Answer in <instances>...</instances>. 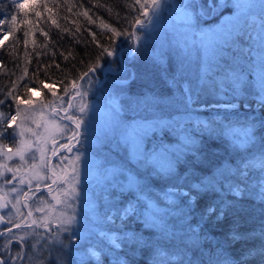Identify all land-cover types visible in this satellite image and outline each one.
I'll use <instances>...</instances> for the list:
<instances>
[{
	"label": "trees",
	"instance_id": "obj_1",
	"mask_svg": "<svg viewBox=\"0 0 264 264\" xmlns=\"http://www.w3.org/2000/svg\"><path fill=\"white\" fill-rule=\"evenodd\" d=\"M131 3L133 0H32L27 7L17 9V0H0V33L3 34L0 39V101H4L0 113L4 118L10 119L16 109V102L7 96L9 91L20 100L29 101L37 95L50 105L61 106L72 95L73 103L79 97L70 87L65 93V86H70L72 80L94 63L98 65L97 70L84 80H77L82 85L81 91L88 93L84 99L95 98L105 88L110 92V88L115 91L118 88L117 95L126 92L135 96L131 105L136 106L143 103L142 100L155 99L156 102L158 97L171 96L178 91L189 74L186 67H178L182 59L177 57V49L171 42L175 39L166 38L169 44L160 53L154 42L143 47L141 41L135 45L129 36L111 38V27L133 31L128 21L138 13L136 8L129 7ZM85 11L95 23L88 22V17L83 15ZM12 16H16L15 21ZM102 23L110 27L104 28ZM139 32L137 25L136 36ZM101 46L114 54L101 56ZM122 47L117 55V49ZM126 48L133 50L127 52ZM45 85L51 86L52 92ZM207 100L210 99L206 98L204 104ZM197 101L192 100V103L197 105ZM257 105L255 116L264 118V102ZM240 108L227 111L201 106L193 110L210 121L213 115L223 121L228 120L227 115L241 116V119L236 118L237 122L250 110ZM71 111L74 108L69 109V113ZM120 114L122 121L127 119ZM259 122L261 125L253 130L254 140L241 149L223 136L196 130L193 143L172 156L170 179L144 175L145 183L151 186L152 201L173 207L168 210V224H178L175 229L166 230L164 226H152L139 219L117 226L104 225L119 233V247L102 243L98 246L101 259L86 256L75 263L68 258V264H264V186L257 179L259 175L251 174L260 166L259 158L264 155L261 139L264 131L260 129L264 122ZM6 126L3 119L0 132ZM9 132L10 128L5 135L9 136ZM151 134L155 138L160 131L157 135L156 131ZM61 152L53 157L52 163ZM249 163L255 166L245 167ZM163 185L183 187L192 199L188 201L184 193L176 192L164 196L159 191ZM194 185L201 190L197 192ZM229 185H238L243 195L234 200L228 194ZM210 203L224 208L225 215L219 221L215 217L202 219L204 208ZM233 232L240 234L238 240L231 238ZM52 233L58 232L53 230L47 236L42 228L33 225V231L26 234L23 243L7 237L3 258L8 259L9 264H50L53 257L67 260V252L61 245L66 241L64 236L59 234L60 243ZM17 254L19 258L11 259Z\"/></svg>",
	"mask_w": 264,
	"mask_h": 264
},
{
	"label": "rangeland",
	"instance_id": "obj_2",
	"mask_svg": "<svg viewBox=\"0 0 264 264\" xmlns=\"http://www.w3.org/2000/svg\"><path fill=\"white\" fill-rule=\"evenodd\" d=\"M31 1L17 0V3H23L24 7H27ZM213 2L217 7L215 11L209 13L207 0H166L167 7L161 9L158 23L154 18L153 24L144 28L139 26L138 37L143 47L154 42L155 48H160L161 53L169 44L166 38L176 40L171 42L177 49L175 50L177 57L182 59L178 67L182 69L186 67L189 74L178 91H174L171 96H160L156 102L155 99L146 102L142 100L143 103L136 106L131 105L135 96L126 92L117 95L118 88L117 91L110 88L112 92L105 88L102 94L95 98L84 99L89 109L86 114H81L84 123L79 129V137L72 142V151L64 149L55 162L50 164L57 174L66 173L70 181L68 184L60 181L57 185H52L54 190H67L70 193L73 166L80 174V182L77 185L79 194L68 195L64 198V204H57L49 214V228L58 232L59 242V234L66 240L63 244L60 242L67 252L65 256L67 260H59L61 264H68V258L75 263L86 256L101 259L98 246L102 243L115 247L119 243V233L112 227L104 225L117 226L139 219L152 226H164L166 230L175 229L178 224L172 226L168 224V210L171 211L173 207L152 201L151 186L145 183L147 180L144 175L154 174L162 179H170L172 156L193 143L196 130L223 136L241 149L238 142L242 139L243 131L250 126L254 130L261 125L259 121L264 122V118L255 116L257 103L264 102V92L261 91V74L264 72V0H213ZM191 3L204 5V14L200 15V7L195 9L188 7ZM185 12L192 15L191 29L184 22ZM202 33L206 34L203 38ZM2 37L3 34L0 33V39ZM133 41L135 45L138 42L134 38ZM123 48H118L116 54L118 55ZM126 50L131 52L133 49ZM97 84L99 86V83ZM32 93L36 91L32 90ZM144 97L146 99L148 96ZM206 98L210 100L204 104ZM215 99H219L220 102H216ZM192 100H198L197 105H194ZM21 101L22 109L25 107L34 109L31 119L36 121L35 124L27 122L23 127L38 132L44 130L37 125L49 120H58L56 112L63 116L61 108L67 107V103L64 106L50 105L37 95L29 101L23 99ZM78 103L79 98L74 100L73 105ZM201 106L210 110L215 108L227 111H238L242 106L250 110L247 111V116H243V120L237 122L236 118L241 119V116L232 114L227 115L226 121L218 120L219 118L214 115L210 121L204 114L193 110L194 107ZM52 109H56V112ZM120 113L127 119L122 121ZM71 114H77L75 109ZM13 115H16V109L10 114ZM9 120L6 116L4 124L7 125ZM19 123L20 117H17V120L12 122L9 136L4 135L3 139L0 138V145L4 146L3 151L10 150L9 156L0 154V172L3 173L0 175V195L7 203L4 214L9 221L21 223L20 228H23H14L12 233L8 232V237L13 239L25 238L27 233L33 231L32 225L26 226L28 228L23 225L25 215L21 203L25 205V201L22 202L21 192L25 186H29L27 181L31 179V185L49 181L44 179L45 173L40 169V153L35 147L38 142L31 133L26 132L24 137L34 145L32 150L25 154L27 163L22 165L19 156L11 155L16 152L20 140L19 136L13 138V130ZM59 123L74 127L66 120H59ZM145 126H153L154 130L145 131ZM260 129L264 131V128ZM153 131H156V135L160 131V135L154 138L155 135L151 134ZM69 135L70 131L56 135L55 147L59 148L60 144L68 143ZM105 141L106 145L103 144ZM42 146L45 149V158L49 161L53 148L52 141L49 139L48 143ZM33 154L36 156L35 169L30 168L33 164L31 159ZM76 156L80 157L78 162L75 160ZM7 168L13 171L8 172ZM35 172L40 173L39 179L35 178ZM13 174L16 179L10 184L5 183L6 180L12 179ZM251 174L259 175L257 179L260 185L264 186V168L259 166L251 171ZM21 180L24 183H20ZM13 188L17 191H11ZM44 190L47 196H41L34 204L31 202L29 207V211L36 213L33 220H37V225L40 223L39 218L45 215L35 211L41 206L40 201H46L47 206L55 203L48 190ZM159 191L164 196L166 193L171 194L170 192L187 193L180 186L163 185V189ZM17 198L21 201L19 204L16 203ZM186 199L188 201L192 199L190 194ZM13 204H16V208H19L23 215H17ZM61 213L76 216V222L70 228L77 232L78 240H70L71 233L60 230L54 218L59 217ZM162 248L159 250L163 251ZM7 250L8 248L5 252ZM10 254L12 255V252ZM105 257L109 262V256Z\"/></svg>",
	"mask_w": 264,
	"mask_h": 264
},
{
	"label": "snow or ice",
	"instance_id": "obj_3",
	"mask_svg": "<svg viewBox=\"0 0 264 264\" xmlns=\"http://www.w3.org/2000/svg\"><path fill=\"white\" fill-rule=\"evenodd\" d=\"M101 6H103V5H101ZM206 6H207L209 13L215 11V8L217 7V5L213 2V0H207ZM15 7L17 9H22L24 7V5H23V3H17L15 5ZM129 7L136 8L137 13H138L135 17H133L131 20L128 21V23L131 25L133 31L129 32L128 30H118L115 27H111L110 30L112 32V37H111L112 39L119 37V36H129L130 38H134L135 40H139V37L136 36V34H135L136 26L139 25L141 28L147 27L148 25L153 24L154 18H155V21L158 23L160 16H161V9L163 7H167V4H166V0H133V3H131L129 5ZM188 7H191L193 9L200 7V9H201L200 15L204 14V12H203V9L205 7L204 5L198 6L195 3H191L188 5ZM36 15L39 16L40 13H36ZM83 15L88 17L89 23H95V21H93L92 18L90 16H88V13L86 11L83 13ZM183 19H184L185 24L188 26V28L191 29L193 27L192 15L189 14L188 12H185V13H183ZM12 20L15 21L16 16H12ZM53 23H55V21H53ZM102 27L109 28L110 26L102 23ZM193 34L195 35V33H193ZM24 35H25V37H27L28 33L25 32ZM44 35L46 36L47 33H44ZM204 35H206V34H204V33L201 34L202 38ZM93 38H95V34H93ZM25 43H27L26 39H25ZM101 47H102L101 56H104V55L112 56L114 54L113 51H110L108 48H104L103 46H101ZM98 59H99V57H98ZM97 66L98 65L96 63L92 64L86 72H83L82 74H80L77 77V79L72 80L70 86H65V88H64L65 93H68L69 87H70L72 92L74 93V95L76 97H79V103L77 105H73L72 100L69 99L67 101V107L61 108V111L64 112L63 116H59V113L56 112V109H52L53 112H56V115L59 119L58 120H49V121L44 122L43 124L37 125L38 128L39 127L43 128V130H44L43 132L33 131L31 128H24L23 127V125L27 122H31L33 124L36 123L35 120L31 119L32 113L34 112V109H30L28 107H25L22 109L20 107L22 101L20 100L19 96H13L11 91H9L7 93V96L11 97L16 102V115L11 116L10 120L8 121L7 126L4 128V130L2 132H0V138H2L7 133L8 128L12 127V122L16 121L17 117H20V123L17 124L16 129L13 130V138H15L16 136H19L20 140L17 143L16 152L11 153V155L19 156L22 165L26 164L27 160L25 158V154L27 152L31 151L32 148L34 147V145L32 143L28 142L27 140H25L24 137H25L26 132L31 133V135L33 137H35L36 141L38 142L35 145V147H36V150L40 153V161H41L40 169H41V171H43L45 173L44 179L51 181V184L45 183L43 186L48 190V193L51 195L52 201H55L54 204L47 206V202L41 200L40 201L41 206L37 207L35 209V211L45 213V215H43L39 218L40 223L38 225H37V220H32L31 225H37L38 227H44V228L48 229L49 228V222H48L49 221V214L51 213L52 210L55 209L56 205L57 204H64V202H65L64 198L70 194L71 195H78L79 194V189L77 188V185L80 182V174H79V171L75 168V166H73V176L70 178L71 183H72L71 192L69 193L67 190L60 191V190H54L53 189L52 185H57L58 182H60V181H63L64 184H68L70 181H69V178H67L66 173H64L63 175L57 174V172L54 170V168L49 166L47 159L45 158V149L43 148L42 145L47 144L48 140L50 139L52 141V144H53L52 155H56L57 152L59 151V148H63L69 152L72 151V147H71L72 142L77 140V138L79 137V135H80L79 129H80L81 125L84 123L81 114H86L88 109H89L88 103L84 100V97H86L88 95V93L86 91H81L82 85L77 83V80H84L85 78H87L90 73H93L97 70ZM57 67H59V65H57ZM24 71L26 74L27 69H25ZM21 79H23V77H21ZM45 87H48V90L50 92H52L51 86L45 85ZM261 91L264 92V72H262V74H261ZM3 103H4V101H0V105H2ZM73 108L75 109V112L77 113L75 115L69 113V109H73ZM3 119H4V114L0 113V122H2ZM59 120L69 121L71 125H74V127L70 128L68 124L62 125L59 123ZM262 128H264V125H262ZM148 130H154L153 126H145V131H148ZM65 131L71 132V135H69L67 137L68 143L60 144L59 148L55 147L56 135H63V133ZM254 135L255 134H254L253 128L251 126L247 129H245L243 131L242 139H240L238 142V146L239 147H246L249 143H251L254 140ZM261 139L264 140V136H262ZM3 148H4V146L0 145V154H3L5 156H9L10 150H9V152H4ZM31 159L33 160V164L30 165V168L35 169L37 167V164L35 163V161H36L35 154H33ZM79 159H80L79 156L75 157V160L77 162L79 161ZM259 160H260V166L262 168H264V155H262L259 158ZM254 166H255L254 163H249L245 167H254ZM7 171L12 172L13 169L7 168ZM17 171H19V169H17ZM61 172H63V169H61ZM0 175H3V173L0 172ZM34 176H35V178L39 179L40 173L35 172ZM15 179H16V176H15V174H13L12 179L6 180L5 183L10 184V183H12V180H15ZM20 183H24V181L21 180ZM27 183L29 185H31L32 180L29 179L27 181ZM40 187H41V185L39 183H37L36 187H35V191L24 192L23 193L24 200L27 201V199L30 196H34L36 192H39ZM193 188L197 192H199L201 190L200 186H198V185H194ZM11 191L16 192L17 189L13 188ZM228 194H230L232 196V198L235 200V199L241 197L243 195V192L239 188L238 185H236V186L229 185L228 186ZM168 195H170V194H168V193L165 194V196H168ZM184 195L188 196L189 193H185ZM262 195H264V193H262ZM20 202H21L20 199L17 198L16 203L19 204ZM45 206H47V208H48L47 212L45 211ZM3 207H7V203L0 202V208H3ZM12 207L16 208V204H13ZM16 211H17V215H23L20 212L19 208H16ZM224 215H225L224 208L221 207L220 204L210 203L204 208L202 219H211V218L215 217L219 221L220 219L223 218ZM31 216H32V211L30 210L27 213V216H24V220H27ZM0 219H2V217H0ZM54 219L59 224L61 231L71 233L70 240L75 241V240L79 239L77 232L72 231L70 228V226L76 222V216L74 214L68 215L66 213H61L59 217H55ZM9 223H12V222L9 221ZM31 225H29V226H31ZM12 227L13 228H20L21 223H13ZM5 231L10 233L12 231V228H6ZM2 234L3 233H0V235H2ZM36 235L43 238L42 234H40V233H37ZM52 235L56 236L57 233H52ZM231 238L234 240H238L240 238V234L238 232H233V235ZM20 240H21V243H23V238H20ZM116 247H119V245L117 244ZM93 255H95V253H93ZM16 258H19V254H17V257H14L11 259H16ZM0 264H9V260L8 259H0ZM50 264H61V262L59 260H57L55 257H53V258H51ZM117 264H119V262H117Z\"/></svg>",
	"mask_w": 264,
	"mask_h": 264
},
{
	"label": "flooded vegetation",
	"instance_id": "obj_4",
	"mask_svg": "<svg viewBox=\"0 0 264 264\" xmlns=\"http://www.w3.org/2000/svg\"><path fill=\"white\" fill-rule=\"evenodd\" d=\"M61 150H64L63 148L61 149ZM58 154V153H57ZM55 155H51V158H50V160H49V162H48V164L50 165L51 163H52V159H53V157H54ZM45 183H48V184H51V181L49 180V181H46V182H44L43 184H40L41 185V187H40V191L39 192H36L35 193V195L34 196H30L28 199H27V201H25L24 200V197H23V193L24 192H30V191H35V187H36V185L35 184H32V185H29V186H25L24 188H23V190H22V192H21V194H22V202H24L25 203V205L23 204V203H21V206H22V211L24 212V215L25 216H27V213H28V211H29V207H31L30 205H31V202L34 204V203H36V201L41 197V196H47V193H45V190L44 189H46L43 185L45 184ZM1 196V195H0ZM2 200H3V198H2ZM3 203H5V201L3 200ZM24 206H27V208H25ZM4 209H5V207H3V208H0V217H2V219L0 220V233H3L2 235H0V259H4L3 258V254H2V250L3 249H5L6 248V238L8 237V235H9V233L8 232H6L5 231V229L6 228H12V230L14 229L13 227H12V224H13V222L12 223H9V220L7 219V217L5 216V214H4ZM32 215H34V217L33 216H31V217H29L27 220H25V222H24V226L26 227V226H29V225H31V221L33 220V218H35L36 217V213L35 212H33L32 213ZM27 221V222H26ZM18 223V222H17ZM33 226V225H32ZM23 227V226H22ZM26 228H28V227H26ZM39 229H43L44 230V233H45V231H47L48 233H45L47 236H50V233H51V231L53 230V228H48V229H46V228H44V227H38ZM20 229H23V228H20ZM50 229V230H49ZM10 233H12V232H10Z\"/></svg>",
	"mask_w": 264,
	"mask_h": 264
},
{
	"label": "water",
	"instance_id": "obj_5",
	"mask_svg": "<svg viewBox=\"0 0 264 264\" xmlns=\"http://www.w3.org/2000/svg\"><path fill=\"white\" fill-rule=\"evenodd\" d=\"M70 97H71V95L69 96V99H70ZM68 99V100H69ZM0 202H2L3 203V200H2V197L0 196ZM1 220V219H0Z\"/></svg>",
	"mask_w": 264,
	"mask_h": 264
}]
</instances>
